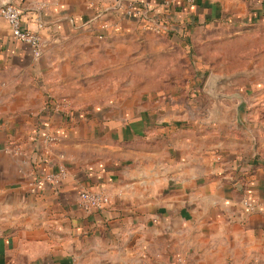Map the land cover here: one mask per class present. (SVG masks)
Here are the masks:
<instances>
[{
    "label": "crops",
    "instance_id": "obj_1",
    "mask_svg": "<svg viewBox=\"0 0 264 264\" xmlns=\"http://www.w3.org/2000/svg\"><path fill=\"white\" fill-rule=\"evenodd\" d=\"M144 1L159 35L115 0H0L42 39L34 58L0 15V264H264V120L202 124L186 86L121 73L141 41L264 48V0Z\"/></svg>",
    "mask_w": 264,
    "mask_h": 264
},
{
    "label": "rangeland",
    "instance_id": "obj_2",
    "mask_svg": "<svg viewBox=\"0 0 264 264\" xmlns=\"http://www.w3.org/2000/svg\"><path fill=\"white\" fill-rule=\"evenodd\" d=\"M146 26L148 30L159 35L160 31H156L150 24ZM196 37L189 38L185 47L171 42V47H168L167 50L162 49L167 43L165 44L159 39L154 47H150L148 42H138L139 51L131 53L130 67L122 68L121 73L123 72L125 78L133 76L135 73L139 78L165 83L157 84L160 87L183 88L186 86L187 97L192 94L196 99V104H192L196 105V112L191 116H194L196 120L201 119L202 124L213 122L237 125L240 121L244 123L263 121L264 114L260 115L259 113H256L255 118L249 119L250 106L244 94L250 84L264 81L263 43L259 44L258 38H251L250 48H245L243 51L242 45H239L238 49L241 50L233 55L231 54L232 49L229 47L223 46V52L220 53L218 48L214 50L216 46L210 38H200L203 35H200L198 39ZM159 45L162 46L158 47ZM198 61L209 65L207 68H201L196 63ZM213 74H234L230 81L220 85L217 89L219 93L228 96H221L215 100L206 93V81ZM246 87L247 89H245ZM260 92L264 93V89ZM57 103L62 105V108L70 107L68 100L60 99ZM257 111L261 112L264 109L258 107Z\"/></svg>",
    "mask_w": 264,
    "mask_h": 264
},
{
    "label": "built area",
    "instance_id": "obj_3",
    "mask_svg": "<svg viewBox=\"0 0 264 264\" xmlns=\"http://www.w3.org/2000/svg\"><path fill=\"white\" fill-rule=\"evenodd\" d=\"M117 5L121 8L125 15L142 16L152 21L150 26L156 31L163 29L164 24L155 20L150 11L153 9L151 4L144 0H115ZM0 15L6 20L13 36L27 43L30 47L31 54L34 58H38L42 50V39L37 31L30 30L22 25L21 8L14 3L6 2L0 6ZM55 106L62 107L56 103ZM78 205L86 210L101 209L106 207L110 202V196L107 192L102 190L82 189L77 196ZM247 206H252L250 201H245Z\"/></svg>",
    "mask_w": 264,
    "mask_h": 264
},
{
    "label": "water",
    "instance_id": "obj_4",
    "mask_svg": "<svg viewBox=\"0 0 264 264\" xmlns=\"http://www.w3.org/2000/svg\"><path fill=\"white\" fill-rule=\"evenodd\" d=\"M6 3V2H3ZM2 5V3H0V6ZM234 77V74H230V75H219V74H213L211 75L208 80L206 81V93L209 94L211 97L215 98V100H217L219 97L221 96H228L222 93H219L217 91L218 87L224 83H227L228 81H230L232 78ZM248 124V123H244L241 122L239 124ZM238 125V124H237Z\"/></svg>",
    "mask_w": 264,
    "mask_h": 264
},
{
    "label": "trees",
    "instance_id": "obj_5",
    "mask_svg": "<svg viewBox=\"0 0 264 264\" xmlns=\"http://www.w3.org/2000/svg\"><path fill=\"white\" fill-rule=\"evenodd\" d=\"M49 105V103H47Z\"/></svg>",
    "mask_w": 264,
    "mask_h": 264
}]
</instances>
